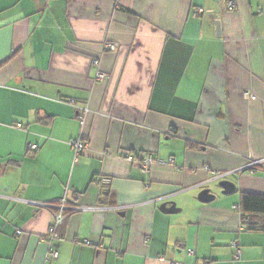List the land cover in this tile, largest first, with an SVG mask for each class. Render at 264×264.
I'll return each mask as SVG.
<instances>
[{
  "label": "crops",
  "instance_id": "obj_1",
  "mask_svg": "<svg viewBox=\"0 0 264 264\" xmlns=\"http://www.w3.org/2000/svg\"><path fill=\"white\" fill-rule=\"evenodd\" d=\"M251 160H264V0H0V264H264V230L235 209L264 195Z\"/></svg>",
  "mask_w": 264,
  "mask_h": 264
},
{
  "label": "built area",
  "instance_id": "obj_2",
  "mask_svg": "<svg viewBox=\"0 0 264 264\" xmlns=\"http://www.w3.org/2000/svg\"><path fill=\"white\" fill-rule=\"evenodd\" d=\"M229 7L232 8L233 4L229 3ZM103 46V50L104 51H113L115 49V44L113 42L107 41L104 42L102 44ZM92 65L96 68V72H95V79L96 80H103L107 77V74H105L104 72L101 71L100 69V60L99 58H93L92 59ZM243 97L246 99H254L255 96L248 92V91H244L243 92ZM83 112L82 115H80L78 117V119L80 120V122H83V114L87 111V108H82ZM16 127H21V124L17 123L15 124ZM71 146L73 148L74 151V155L77 156L78 154H80V152H82V150H84L87 146V144H85L84 142H82L80 139H74L71 141ZM28 148L31 150H35L37 148L36 144H28ZM121 156H124L126 159L130 160V161H134V159L128 154V152L126 151H122L121 152ZM154 162V156L152 152H146L142 159L138 162L140 165V168L146 172L148 171L149 167L152 165V163ZM261 167L262 169H264V160H251L250 162H248L245 166H243L242 169L248 171L250 174H254L257 171V168ZM94 182L100 184V185H106L109 183V179L104 177V176H96L94 178ZM64 200H61V204H59V206H57V211L53 212V205L49 204V203H44L42 204L45 208H48L52 211L53 217H54V223L52 225L49 226L48 228V237L49 239L54 235L55 232V228L61 223L62 219H63V211H64V204H63ZM235 209L237 211L238 210V206H235ZM17 233L19 234L20 231L18 230ZM44 240V238H43ZM87 244H90V241H86ZM231 246L234 248V252H233V258L238 259L240 257L241 254V250L240 247L238 245V243L234 240L231 242ZM57 256V253L55 251H51L50 252V257L55 258ZM177 264V263H174Z\"/></svg>",
  "mask_w": 264,
  "mask_h": 264
},
{
  "label": "trees",
  "instance_id": "obj_3",
  "mask_svg": "<svg viewBox=\"0 0 264 264\" xmlns=\"http://www.w3.org/2000/svg\"><path fill=\"white\" fill-rule=\"evenodd\" d=\"M78 207L70 208L71 211ZM240 220L245 230H264V195L243 192L238 205Z\"/></svg>",
  "mask_w": 264,
  "mask_h": 264
},
{
  "label": "water",
  "instance_id": "obj_4",
  "mask_svg": "<svg viewBox=\"0 0 264 264\" xmlns=\"http://www.w3.org/2000/svg\"><path fill=\"white\" fill-rule=\"evenodd\" d=\"M215 26H216V35L218 36L219 35V23L215 22ZM213 182H216V187L221 190L222 194L231 193L235 187L234 183L228 179L216 178L215 180H213ZM214 197L215 195L211 192L210 188H204L198 193V199L201 202H209L213 200ZM160 209L167 213H174L178 211V209L175 207V204L173 202L170 204L162 203L160 205Z\"/></svg>",
  "mask_w": 264,
  "mask_h": 264
},
{
  "label": "rangeland",
  "instance_id": "obj_5",
  "mask_svg": "<svg viewBox=\"0 0 264 264\" xmlns=\"http://www.w3.org/2000/svg\"><path fill=\"white\" fill-rule=\"evenodd\" d=\"M211 191L213 190L211 187H210Z\"/></svg>",
  "mask_w": 264,
  "mask_h": 264
}]
</instances>
